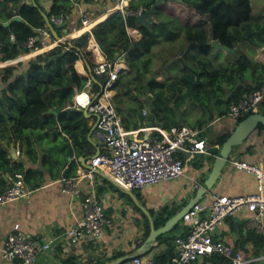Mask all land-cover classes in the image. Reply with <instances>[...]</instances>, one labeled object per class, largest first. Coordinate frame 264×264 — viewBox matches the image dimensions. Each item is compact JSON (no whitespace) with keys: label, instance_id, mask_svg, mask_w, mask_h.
Segmentation results:
<instances>
[{"label":"trees","instance_id":"trees-1","mask_svg":"<svg viewBox=\"0 0 264 264\" xmlns=\"http://www.w3.org/2000/svg\"><path fill=\"white\" fill-rule=\"evenodd\" d=\"M91 1L52 0L48 15L62 17L66 21L72 12L74 2L78 4ZM155 1L134 0L129 3L128 10L137 13L141 9H149ZM180 1H165L160 4L155 11V15L159 17L158 22L150 31L139 23L138 17L123 16L117 12L92 30L94 39L85 34L74 41L81 54L94 68L101 62H115L117 52L124 55L129 71L118 74L113 86L115 95L112 102L126 130L138 129L146 122L159 121L163 122L165 129L178 125L198 128L199 137H206L205 130L208 124L215 119H220L225 124L232 121L227 118L230 106L264 85V64L255 62L248 53L240 52L242 44L256 49L264 47V24L256 25V32L251 29L253 10L251 0ZM17 14L23 18V22H13L8 27L0 25V43L5 54L3 61L14 59L24 51L29 52L24 44L29 38L38 37L40 32L46 29L39 8L21 5ZM13 16L9 13L7 18L11 19ZM127 25L138 26L141 29V40L131 41L126 32ZM62 29L57 28V31L61 33ZM104 36L114 39L113 44L108 43V39L104 40ZM94 41L101 48L103 57L99 55ZM162 41L167 44V51L170 52L172 59L181 56L190 43L202 46L192 49L187 54L184 65L177 63L181 69L179 75L159 81L151 69L153 63L151 54ZM212 41L237 51L226 53L215 49L210 45ZM79 55L76 50H65V47L58 46L31 59L27 63L28 70L25 76L16 77L18 65L6 67L3 69L4 72L0 71L1 81L6 83L0 92V193L7 185L6 175H23L25 185L32 190L43 184L41 175L45 172L49 174L51 180L74 178L77 172V159L91 154L92 146L87 138L91 129L90 119L84 116L83 111L72 109L74 95L83 90L91 78L77 73L74 65L79 60ZM168 63L167 60L163 61L164 69ZM191 70L199 74L203 84L192 87L195 75ZM92 73L97 81L92 80L91 84L93 91L97 93L100 85L105 83V77L95 75L94 71ZM143 96H146L144 101L149 102V107L151 106L146 115L142 113L145 107ZM187 104L191 108L199 107L203 118H197L193 123L187 122L188 110L180 112ZM69 108L71 109L67 110ZM261 108V113L264 114V106ZM246 117L239 118L236 124ZM256 131L264 133V128L260 126ZM230 134L231 132L217 135L212 140L206 137L209 138V146L213 148L209 150L211 156L204 159V162L215 158ZM50 135L52 138L49 139ZM62 136L67 137V141H63V149L56 144ZM68 140L75 154L70 163L69 149L66 146ZM47 141L50 144L46 143ZM17 143L21 159L13 161L8 149L10 145ZM44 143L49 146H45ZM55 153L61 155L58 157ZM201 156L199 155L198 159L202 158ZM202 161V159L198 161V168L203 165ZM26 162L31 166L37 163L43 166L44 173L36 168L26 167ZM133 194L138 202L144 205L139 190L133 191ZM177 213L178 209L169 211L163 208L158 212L151 210L150 215L155 229L163 226ZM241 215L242 213L227 217L223 222L231 223L234 218H241ZM145 222L147 233L141 242L148 236L150 227L148 219H145ZM187 232L188 226L181 223L159 237L158 241L163 244L164 249L153 255V263L171 264L175 253V240L184 237ZM252 232L258 234L255 236L251 234L255 252L263 249L264 253V235ZM140 245L141 243L137 248ZM123 255H125L123 252L115 253L107 260ZM204 260H209L212 264L230 263L228 259L215 254ZM103 262L105 261L98 264ZM61 264L77 263L74 258H68L62 260Z\"/></svg>","mask_w":264,"mask_h":264},{"label":"crops","instance_id":"crops-1","mask_svg":"<svg viewBox=\"0 0 264 264\" xmlns=\"http://www.w3.org/2000/svg\"><path fill=\"white\" fill-rule=\"evenodd\" d=\"M21 5L39 8L40 13H44L48 17L57 36L63 39V41L70 42L74 47L57 43L54 33L46 24V29L42 31L46 32L47 38L42 41V35L39 34L36 41L37 44L35 43L32 48H27L26 50L29 52L24 51L14 59L3 61L2 58L5 54L2 51V44L0 43V71L4 72L3 69L6 67L18 65L15 71L16 77L25 76L28 70L27 63L31 59L48 53L58 46H62L65 47V50L73 49L79 52V60H77L74 65L77 73L83 77H92L91 74L94 67L90 64L89 60L81 54L80 49L74 44V41L85 34H89V37H92V30L96 26L114 16L117 11L115 10L113 2L110 0H92L90 3L78 4L74 2L72 12L68 16V19L66 21L64 20L63 24L56 26L51 21L53 16L50 17L48 15L52 7V0H0V25L8 27L13 22L9 25L7 24L16 16L21 20L14 22H23V18L17 14ZM9 13L14 15L11 19L7 18ZM153 17L155 23L158 22L159 17L155 15V12ZM84 18H87L89 22L83 23ZM134 22L137 23V21ZM139 23L142 25L140 19ZM61 27L63 29L61 33H59L57 28ZM126 32L131 41L138 42L142 38V31L138 26L127 25ZM107 39L108 38L104 36V40ZM11 41L13 40L11 39ZM113 42L114 39H108V43L113 44ZM94 43L99 50V55L103 57L101 48L98 47L96 41H94ZM161 43H163V41L159 44L162 45ZM261 50L264 51V47L261 48ZM261 50H259V56L263 61H261V63L264 64V55L260 54ZM115 56L117 60L114 65L119 73L128 72L129 67L125 61L124 55L117 52ZM5 86L6 83H3L0 78V92H2ZM77 93H79L78 96H76ZM76 94L73 97V105L77 103L80 105L85 104L87 96L85 88L82 91L76 92ZM114 94L115 91L113 90L112 98ZM70 109L71 108L67 110ZM72 109L75 108L72 106ZM75 110L83 111L78 109ZM87 118L90 119V125L92 127V125L95 124L94 117ZM144 125H159L164 127L163 122L159 121H154L153 123L146 122ZM209 126L212 128H207L205 134L206 137L212 140L217 135H226L232 132L231 130L236 124L232 121L225 124L222 120L215 119L208 124V127ZM211 130H213V132H211ZM62 137V142L67 141L66 136ZM206 137L202 138L207 142L208 149L210 150V148L213 147L209 146V138ZM91 140L95 143V146L90 143L92 146L90 155H93L96 152H100L103 149V145L95 137L94 132L92 133ZM58 142L60 141L58 140ZM18 146V143L16 145L12 144L8 149L13 161L21 159ZM66 146L69 149L70 158L68 163H70L75 158V156L73 158L75 154L71 148L72 145L70 140L66 142ZM55 154L58 157L61 155V153ZM13 155H15V157H13ZM198 156L188 164L185 174L180 178L172 181H165L158 185L140 190L139 193L144 202V205H142L137 200L140 206L136 205L134 199L128 193L129 191L119 189L100 171L96 175V180L98 181L96 187L90 186L88 181L82 179L79 183V196L72 197V195L63 192L59 178L51 180L49 174L46 172L44 173L45 168L43 166L41 167L38 163L31 166L26 162V167L36 168V170H41L44 173V175H41V178L43 176L44 182L37 189L33 190V193L27 201L20 200L0 207V249L6 237L14 232L15 225H19V231L34 238H38L41 242L50 243L51 250L48 251L47 255L41 258L44 263L61 264L62 260L74 258L77 264H98L102 261H105L103 262V264H105L116 259L107 260L115 253L123 252L125 255L133 253L138 249V244L144 242H141V240L147 233V223L145 219H148V215H146L140 207H144L150 215L151 210L158 212L163 208H167L169 211L178 209L179 212L188 205L189 201L195 196L196 191L201 187L208 176L213 160L215 159H208L204 162V159L210 157L211 154L202 155V158L199 159ZM79 158L77 159L76 174L83 168L79 162ZM201 159L203 160V165L198 168L197 164ZM234 161L264 166V133L254 131L241 146L235 151L233 150L229 162L225 166L215 186L200 200L201 203L210 202L215 195L240 196L252 194L257 191L254 175L246 170L237 169L233 164ZM62 172L63 170L61 171V175ZM8 177L10 176L6 175V179ZM197 184L200 187L196 188L195 186H197ZM130 193L134 195L133 192ZM90 195H94L103 205L112 226L105 229L104 235L100 239L85 236L77 244L70 245L64 234L67 229L75 227L82 219L83 212L81 202ZM249 216L250 215L247 213H242L241 218L236 217L231 223L229 221L223 222L215 231L214 237L233 245L235 248L244 252L248 258L252 260L258 259L259 262L257 264H264L263 249L255 252L254 240L251 234L254 236L258 234L253 233L252 231L254 230L248 228L247 221ZM181 223L182 225L186 224L188 226L183 220L178 224L180 225ZM131 236L137 238L128 240L127 238ZM163 249V244L159 243L157 240L156 244L144 255V258L152 260L153 255L160 253ZM205 263L206 261L201 259L193 264ZM0 264L5 263L0 259Z\"/></svg>","mask_w":264,"mask_h":264},{"label":"built area","instance_id":"built-area-1","mask_svg":"<svg viewBox=\"0 0 264 264\" xmlns=\"http://www.w3.org/2000/svg\"><path fill=\"white\" fill-rule=\"evenodd\" d=\"M110 1L113 2L115 10L123 16H135L139 13L128 10L129 3L134 0ZM51 21L56 26L64 22L62 17H53ZM88 22L89 20L84 18L83 23ZM40 34L42 41L47 38L45 31ZM37 39L29 38L24 47H34ZM114 63L101 62L93 70L95 75L105 77L101 95L95 100L99 91H93L90 78L84 87L87 91L85 104L72 105L78 110L86 109L87 113L94 117V135L103 145L98 156L88 161L87 165L91 168L83 167L74 178L59 180L63 192L72 197L79 196V183L82 179L88 181L90 186L96 187V175L99 171L121 190L140 191L180 178L185 174L188 164L198 155H210L207 142L199 137V129L188 125L171 126L169 129L159 125H144L138 129L126 130L112 102L113 86L119 74ZM78 95L79 93L76 94ZM262 106L264 85L246 95L237 104L231 105L227 118L236 124L241 117L261 113ZM233 164L237 169L254 175L257 191L240 196L215 195L208 203L195 204L182 217L188 224V232L184 237L176 238L171 264H191L214 254L228 259L229 264H251L258 261L248 258L233 245L214 237L215 231L225 218L240 213L250 215L247 221L249 229L264 235V167L239 161H234ZM6 184L5 190L0 193V207L20 200L27 201L33 193V190L25 185L21 174L8 177ZM195 187L200 186L197 184ZM81 207L82 219L64 234L70 245L77 244L85 236L100 239L105 229L112 226L106 210L94 195L84 198ZM50 250V243L41 242L38 238L19 231V225H15L14 232L6 237L0 249V259L5 264H50L41 260ZM121 264L154 263L150 259L136 257ZM205 264L212 263L208 260Z\"/></svg>","mask_w":264,"mask_h":264},{"label":"water","instance_id":"water-1","mask_svg":"<svg viewBox=\"0 0 264 264\" xmlns=\"http://www.w3.org/2000/svg\"><path fill=\"white\" fill-rule=\"evenodd\" d=\"M165 1H177L181 2L180 0H156L154 4L149 8V9H141L139 14L137 15L139 19L142 22V25L148 29L149 31L152 29V26L155 24V20L153 17L154 12L156 11V8L162 4ZM42 18L46 22L47 26L51 29V31L54 33V36L57 39V43L67 45L70 47H74L70 42L63 41V39L59 38L57 34L54 32L53 27L51 23L49 22L48 17L42 13L41 14ZM21 19L19 17H13L12 20L7 24L9 25L11 22L14 21H20ZM212 47L215 49L222 50L224 52H232L235 53L237 49H228L221 44H219L216 41H212L210 43ZM202 46V44H197V43H190L185 52L173 59L166 67H169L170 65L174 64L175 62H179L181 65H184V59L187 56L190 51L196 47ZM125 63V61H124ZM192 71V70H191ZM195 75V81L192 83V87L198 84H203L200 80V76L198 73H195L192 71ZM92 76V74H91ZM92 80H95L94 77H91ZM96 81V80H95ZM206 85V84H205ZM103 92V86L100 85V90L99 93L95 96V100L101 95ZM84 116L87 117H92V115L87 113V110H83ZM96 124V123H95ZM95 124L92 125L89 133H88V140L89 142L95 146V143L91 140L92 133L95 130ZM262 126L264 128V114L262 113H254L252 115H249L242 121H240L234 128V130L231 132L227 140L222 144V146L219 148V151L217 155L215 156V159L213 160L210 172L204 182L202 183L201 187L196 191L195 196L189 201L188 205H186L183 209H181L177 214H175L173 217H171L163 226L155 229L153 225V221L151 219V216L147 213V210L144 207H140V209L148 215V220H149V226H150V231L144 242L141 244V246L136 249L133 253L126 254L124 256L118 257L116 259H113L110 262H107L105 264H121L125 261H130L136 257H141L144 256L157 242L159 237L167 234L170 232L178 223L181 222L183 215L188 212L195 204L199 203L200 200L207 195V193L215 186L216 182L218 181L219 177L221 176L225 166L228 163V159L230 158V155L233 153L234 148H237L241 146L253 133L258 129V127ZM98 156V152L95 154L89 156V157H80L79 162L81 163V166L84 168H91L89 165H87L88 161L90 159L96 158ZM15 157V155H13ZM132 198L134 199L136 205L140 206L139 203L137 202V199L132 195L130 192H128Z\"/></svg>","mask_w":264,"mask_h":264},{"label":"rangeland","instance_id":"rangeland-1","mask_svg":"<svg viewBox=\"0 0 264 264\" xmlns=\"http://www.w3.org/2000/svg\"><path fill=\"white\" fill-rule=\"evenodd\" d=\"M252 2V19L250 21V25H251V29L253 32H256V25H259V24H264V0H251ZM162 46L160 47L159 45L156 46L154 49H153V52H152V58H153V63H152V72L154 74H156V76L158 77L157 80L159 81H164L166 80L167 78H174L176 77L177 75L180 74V65H178L177 63L178 62H175L174 63V66L170 65L169 67H166V69H164L163 67V61L164 60H167L169 61V63L175 59L171 57V54L170 52L167 51V44L166 43H161ZM166 47V48H165ZM163 49L165 50L163 52ZM259 50L260 49H256V48H252L248 45H244L242 44L241 45V51L245 52V53H248L250 56H253V60L257 63H261V57L259 56ZM261 55H264V51L261 50L260 52ZM212 56V55H211ZM221 61L223 60V58H219ZM171 60V61H170ZM263 62V61H262ZM168 63V64H169ZM217 63V61H216ZM167 64V65H168ZM115 95V94H114ZM113 95V96H114ZM144 97L146 96H143V101H144ZM145 102V107H144V110H143V115H146V113L149 112V108H151V106L149 107V102ZM193 108H191L188 104L183 106L181 109H180V112L184 111V110H188V115H187V122L189 123H193L197 120V118H203L202 117V110L199 109V107L197 106H192ZM151 113V111H150ZM212 127H208V129H210ZM52 131V130H51ZM211 132H213V130H211ZM49 139L52 138V135H50L48 137ZM62 137H59V141L57 140L56 144L60 145L61 148H62V145H63V142H62ZM46 143H49V141H47ZM44 143L45 146H47L48 144ZM50 144V143H49ZM49 149V147H46ZM238 148V147H237ZM237 148H234V151L237 149ZM63 149V148H62ZM197 158V157H196ZM135 202V201H134ZM137 238V237H136ZM135 236H131V237H128L127 239L128 240H134L136 239Z\"/></svg>","mask_w":264,"mask_h":264},{"label":"clouds","instance_id":"clouds-1","mask_svg":"<svg viewBox=\"0 0 264 264\" xmlns=\"http://www.w3.org/2000/svg\"><path fill=\"white\" fill-rule=\"evenodd\" d=\"M138 12H140V10L138 11ZM139 14V13H138ZM137 14V15H138ZM137 15H135V16H137ZM138 17V16H137ZM41 33V32H40ZM38 38V37H37ZM13 40V39H12ZM73 158H74V155H73ZM264 167V166H263ZM133 192V191H132ZM185 236V235H184ZM195 263V262H194ZM191 264H193V263H191Z\"/></svg>","mask_w":264,"mask_h":264}]
</instances>
